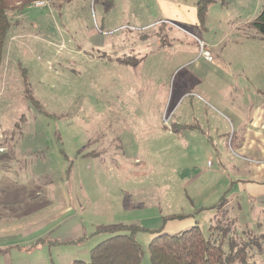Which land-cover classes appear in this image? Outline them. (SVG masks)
Wrapping results in <instances>:
<instances>
[{
	"label": "rangeland",
	"instance_id": "374dc122",
	"mask_svg": "<svg viewBox=\"0 0 264 264\" xmlns=\"http://www.w3.org/2000/svg\"><path fill=\"white\" fill-rule=\"evenodd\" d=\"M198 1L50 0L11 17L0 67V264L87 263L109 230L131 225L144 229L141 264L154 231L192 226L215 241L228 226L225 252L228 241L260 236L247 254L264 264V201L232 183L226 139L175 136L166 152L169 124L189 123L198 108L175 106L186 58L234 62L251 50L235 38H264L250 25L264 0H211L201 24Z\"/></svg>",
	"mask_w": 264,
	"mask_h": 264
},
{
	"label": "crops",
	"instance_id": "0c3cea01",
	"mask_svg": "<svg viewBox=\"0 0 264 264\" xmlns=\"http://www.w3.org/2000/svg\"><path fill=\"white\" fill-rule=\"evenodd\" d=\"M238 41L249 43L251 50L246 54H231L232 60L236 58L234 62L230 60L228 63L221 57L214 67L204 68L196 66L198 62L194 60L195 57H187L183 68L179 67L184 74L175 90V106L190 101L191 106L198 108L189 123L176 120L172 121L174 124H169L168 131L164 132L166 152H171L175 136L180 140L184 137L192 138L201 146L209 145L204 140L213 135L226 139L222 142L223 150L229 148L234 157L229 160L232 173L230 179H234L232 183L236 182L238 188L246 191L248 201L253 198L264 201V38H235V42ZM206 46L210 48L209 45ZM183 52L191 54L189 51ZM196 54L194 52L193 55ZM244 59L247 60L246 63ZM249 60L254 62L249 65ZM118 62L127 63L120 60ZM213 62L214 58L205 63ZM7 151L6 148L0 157ZM218 162L221 165L219 158ZM217 186L215 180L205 189ZM24 193L22 192V199H25ZM206 206L201 209L212 208ZM229 216L234 225L239 224L232 214ZM216 217L217 214L212 220ZM13 245L11 243L9 246Z\"/></svg>",
	"mask_w": 264,
	"mask_h": 264
},
{
	"label": "trees",
	"instance_id": "16d2710c",
	"mask_svg": "<svg viewBox=\"0 0 264 264\" xmlns=\"http://www.w3.org/2000/svg\"><path fill=\"white\" fill-rule=\"evenodd\" d=\"M35 2L49 3L50 0H0V67L7 34L12 25L11 17L22 14ZM209 2L211 0L197 2L196 14L200 24L206 15L203 4ZM250 25L259 36L264 37V7ZM179 218L181 217L172 216L168 220ZM214 229L215 226L209 228L211 232H214ZM143 230L132 225L109 230L112 235L89 251L88 262H77V264H141L143 250L135 237ZM227 231H229L228 226L214 232L220 234V239L219 236L217 237L219 241L205 237L198 226H192L176 234L154 231V236L147 246L149 262L150 264H256L249 260L247 250L256 247L261 237L250 238L246 243L239 245L228 241L229 248L225 252L223 239H229Z\"/></svg>",
	"mask_w": 264,
	"mask_h": 264
},
{
	"label": "built area",
	"instance_id": "2783aa9c",
	"mask_svg": "<svg viewBox=\"0 0 264 264\" xmlns=\"http://www.w3.org/2000/svg\"><path fill=\"white\" fill-rule=\"evenodd\" d=\"M45 5H47L46 2H35L32 4L33 7H44ZM199 51H200V56H202L206 61H211L212 58L209 55L208 51H207V47L203 42H200L198 45ZM2 138V135L0 134V139ZM5 152L4 148H0V154H3Z\"/></svg>",
	"mask_w": 264,
	"mask_h": 264
}]
</instances>
